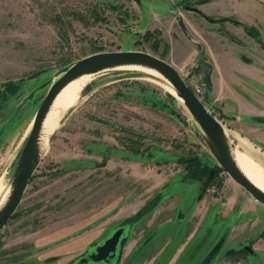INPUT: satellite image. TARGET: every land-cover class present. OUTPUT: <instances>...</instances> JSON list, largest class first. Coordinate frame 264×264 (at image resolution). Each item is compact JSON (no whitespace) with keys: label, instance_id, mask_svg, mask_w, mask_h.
Listing matches in <instances>:
<instances>
[{"label":"rangeland","instance_id":"rangeland-1","mask_svg":"<svg viewBox=\"0 0 264 264\" xmlns=\"http://www.w3.org/2000/svg\"><path fill=\"white\" fill-rule=\"evenodd\" d=\"M179 1L0 0V86L21 82L0 105V199L10 192L51 83L63 68L101 51H145L178 65L232 137L230 147L238 136L264 154V116L247 113L264 110V88L239 68L250 61L253 42H264L255 24L264 0L199 4L213 22ZM253 26L258 38L246 30ZM209 57L219 64L216 90L224 79L225 104L238 118L212 103L202 81L210 77ZM92 77L52 132L0 231V264H64L122 219L130 222L129 242L119 264H264V205L241 213L246 191L225 171L203 193L204 179L185 177L190 162H217L183 102L169 100L166 88L139 70L110 68Z\"/></svg>","mask_w":264,"mask_h":264},{"label":"water","instance_id":"water-1","mask_svg":"<svg viewBox=\"0 0 264 264\" xmlns=\"http://www.w3.org/2000/svg\"><path fill=\"white\" fill-rule=\"evenodd\" d=\"M140 66L159 73L175 90L192 119L200 127L210 151L220 166L230 177L250 194L257 202L264 205V191L257 187L239 168L231 154V147L221 122L206 108L191 87L186 84L180 72L166 60L151 53L139 50L101 51L76 60L63 68L58 78L51 83L43 100L39 104L30 131L20 151L12 174L11 188L5 201L0 206V231L14 214L24 191L40 161L38 138L43 120L58 92L71 80L84 75L94 74L110 68ZM205 81V78H203ZM168 94L174 97L171 93ZM118 233L112 234L102 247H95L88 259L95 262L101 259L99 251L107 250V243L115 244ZM246 249H249L246 246ZM111 251V249H110ZM81 258L79 262L86 261ZM117 258H115V261Z\"/></svg>","mask_w":264,"mask_h":264},{"label":"bare ground","instance_id":"bare-ground-1","mask_svg":"<svg viewBox=\"0 0 264 264\" xmlns=\"http://www.w3.org/2000/svg\"><path fill=\"white\" fill-rule=\"evenodd\" d=\"M119 68L135 69L145 73L147 75V79L162 85L176 99L182 101L176 96L175 90L169 84V82L153 69L140 66H125ZM92 75L93 74H84L71 80L55 96L41 126V131L38 138L40 156L44 153L43 151L50 140L52 132L58 128L67 112L80 100V96L84 88H86L87 85L93 81L94 78ZM225 134L228 141L229 139H232L228 132L225 131ZM235 138L237 139V142L231 147L232 156L234 157L241 171L257 187L264 191V154L259 150L254 149L250 144L238 136H235ZM1 183L2 182H0V194L2 191ZM7 194L2 195L0 199V206L5 201Z\"/></svg>","mask_w":264,"mask_h":264},{"label":"crops","instance_id":"crops-1","mask_svg":"<svg viewBox=\"0 0 264 264\" xmlns=\"http://www.w3.org/2000/svg\"><path fill=\"white\" fill-rule=\"evenodd\" d=\"M261 17L256 19L255 24L258 26L259 30L264 33V11H261ZM251 41V40H250ZM253 41V40H252ZM253 49L250 50L251 54L249 56L250 61H241L240 63V70L242 73H245L247 76H250L255 79V81L262 87L264 88V50L260 47L258 43L253 42ZM209 65H210V82H211V94L213 95V100L212 103L214 104L216 101L219 102V105L221 104L220 108L222 109L223 113L225 115H230L231 118H238L237 114H240L239 112H232V106L229 104H225L224 101V79H218L219 81V86L218 89L216 90V87L214 85V70L219 71V64H217V61L212 60V58L209 57ZM235 63H239L238 61H234ZM232 63V62H230ZM173 65V64H172ZM177 70H179L178 65H173ZM226 83V82H225ZM223 88V89H222ZM261 88V89H262ZM222 89V90H221ZM264 90V89H263ZM259 100L262 102L264 106V98L259 96ZM216 105V104H214ZM248 114L252 113L253 111L259 112L261 115L264 116V110H258L256 107H250L247 108ZM247 193V192H246ZM245 194L244 202L242 207L240 208V212L244 213L247 212L251 209L252 206L260 205L259 202H257L250 194ZM201 199L204 200V198L200 197ZM233 201L235 202V198L233 196Z\"/></svg>","mask_w":264,"mask_h":264},{"label":"trees","instance_id":"trees-1","mask_svg":"<svg viewBox=\"0 0 264 264\" xmlns=\"http://www.w3.org/2000/svg\"><path fill=\"white\" fill-rule=\"evenodd\" d=\"M207 1L209 0H180L179 2H177V4H179L183 9H188V10L197 12L202 17H204L206 20L213 22L214 20H212L210 16L203 14L200 11V9L197 7L199 4L205 3ZM220 19L225 20L229 18H220ZM246 30L253 37L255 38L259 37V32L254 26L246 28ZM152 37H153V33L150 31H146L142 35V38L145 40H149ZM232 39L238 41L235 38H232ZM258 42L260 43L261 47L264 50V42H262L261 40H259ZM152 44H153L152 45L153 49H155L156 51L158 48V42L154 41L152 42ZM204 78H205V81H203V79L202 81L207 87V90L211 89V83H210L209 77L206 75L204 76ZM20 87H21V82H14V81H9V80L1 84L0 86V105H2L8 99L9 96L17 94ZM167 98L169 100H174V98L170 96L169 94H167ZM222 171L224 170L218 165H214L211 167L207 165L197 166L195 165V162H190L187 166V173L185 174V177L194 179V180L204 179L200 185V192L203 193L205 191L206 186L209 185L211 182L215 181L216 179H218V175Z\"/></svg>","mask_w":264,"mask_h":264},{"label":"flooded vegetation","instance_id":"flooded-vegetation-1","mask_svg":"<svg viewBox=\"0 0 264 264\" xmlns=\"http://www.w3.org/2000/svg\"><path fill=\"white\" fill-rule=\"evenodd\" d=\"M129 225L130 222L128 220H120L110 226L103 234H101L97 239L92 241L90 244L86 245L84 249L78 253L76 256L65 262L64 264H119L122 254L127 247L129 242ZM114 233H118L117 240L115 244L107 243L106 251H99L101 255V259L92 262L88 259V255L93 251V249L97 246L102 247L106 244L107 239ZM247 246V245H246ZM246 246L244 248L246 249ZM249 248V246H247ZM111 249V251H110ZM251 252V249H246ZM81 258H87L86 261L79 262ZM115 258L117 260L115 261ZM24 261H15L12 264H23ZM54 264L53 260H50Z\"/></svg>","mask_w":264,"mask_h":264},{"label":"built area","instance_id":"built-area-1","mask_svg":"<svg viewBox=\"0 0 264 264\" xmlns=\"http://www.w3.org/2000/svg\"><path fill=\"white\" fill-rule=\"evenodd\" d=\"M199 92V91H198ZM196 94V93H195ZM197 95V94H196ZM198 96V95H197ZM198 98H199V96H198ZM200 99V98H199ZM201 100V99H200ZM209 110V109H208ZM210 111V110H209ZM211 112V111H210ZM215 116V115H214ZM216 117V116H215ZM217 118V117H216Z\"/></svg>","mask_w":264,"mask_h":264}]
</instances>
